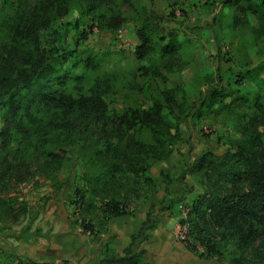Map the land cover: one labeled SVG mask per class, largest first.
Here are the masks:
<instances>
[{"label":"trees","instance_id":"obj_1","mask_svg":"<svg viewBox=\"0 0 264 264\" xmlns=\"http://www.w3.org/2000/svg\"><path fill=\"white\" fill-rule=\"evenodd\" d=\"M242 1L264 14V0ZM74 10L77 43L89 32L80 23L93 27L94 20L89 23L86 16L121 22L112 11L113 0H0V208L12 209L3 195L11 181L41 177L60 190L70 181L65 166L74 155L84 183L74 186L73 213L80 216L82 232L97 235L108 231L111 218L131 212L134 203L157 192L159 182L150 167L170 153L182 116L174 90L164 87L152 89L149 104L117 106L113 77L95 71L92 55L64 45L71 24L65 17ZM138 37L135 52L145 58L152 45L144 26ZM254 105L264 112L262 102ZM190 171L200 176L204 189L179 219L180 240L199 256L240 264L244 247L264 236L263 134L236 136L220 154L204 151ZM105 248L110 249L109 241ZM144 253L131 241L123 254L102 260L153 264Z\"/></svg>","mask_w":264,"mask_h":264},{"label":"rangeland","instance_id":"obj_2","mask_svg":"<svg viewBox=\"0 0 264 264\" xmlns=\"http://www.w3.org/2000/svg\"><path fill=\"white\" fill-rule=\"evenodd\" d=\"M113 2L112 11L119 13L120 24L86 16L89 23L94 20L93 27L89 30L86 21L80 23L79 27L89 32L77 43L73 23L78 13L74 10L65 17L71 24L64 45L77 46L84 56L92 55L95 71L113 77L117 92L112 99L117 106L134 101L149 104L148 95L155 87L174 90L177 113L182 116L181 131L168 156L150 167L159 189L134 203L131 212L115 221L114 234L120 233L122 239L127 236L120 242V246L126 245L118 248L110 235L81 230L80 216L73 213L71 199L74 186L84 183L83 167L74 155L65 166L70 181L60 190L55 189L54 181L41 177L11 181L3 195L12 209L1 212L0 208V264H35L34 258L46 262L52 259L57 264H110L103 257L123 254L131 241L134 248L145 247V258L154 256L165 264H230L189 249L177 233L182 228L178 222L204 189L200 176L190 171L194 160L207 150L224 152L236 136H264V120L260 117L264 112L259 113L254 105L255 101L262 102L264 111V14L251 11L242 0ZM140 26L147 30L152 45L145 58L135 52ZM147 212L149 220L138 234L137 215L146 216ZM157 225L161 228L152 246L153 227ZM106 234H111L109 229ZM60 236L65 239L61 243ZM46 244L54 248L58 245L62 254H45ZM240 264H264L262 234L253 245L244 247Z\"/></svg>","mask_w":264,"mask_h":264},{"label":"crops","instance_id":"obj_3","mask_svg":"<svg viewBox=\"0 0 264 264\" xmlns=\"http://www.w3.org/2000/svg\"><path fill=\"white\" fill-rule=\"evenodd\" d=\"M122 215H125V214H122ZM122 215H118V216H115V217L111 218L110 227H109V233H111V234H106L105 233V235H110V236H108V238H110L112 240L113 245L117 246L118 248L124 247L126 245V244H124L123 246H120L121 245L120 242H122L121 240H126V238H127V236H126L125 239H122V236H120V233L118 234V232H116V234H114V229H113L115 227L114 223H115V221H118V219ZM137 216H138L139 223H140V226H141L143 221L146 219V216L145 215L143 216L142 213H139ZM160 228H161L160 225H157V226L153 227V236H152L153 243L151 242L152 246L156 242V234L158 233V231H160ZM125 230H127L129 232L131 231V230H129V228H125ZM60 237H61V239H59V240H60V243H61V240H65V239H63V236H60ZM47 242H49V241H47ZM45 243H46V241H45ZM52 243H54V241ZM65 252H67V249H66V251L63 252V254ZM145 252H146V249H145ZM45 254L50 255L51 257H55V256H57L59 254L61 255L62 251H60V248H59L58 245L56 246V248H54L53 246H50L49 244H46ZM148 254H149V250H148ZM149 255H152V254H149ZM64 258H67V257H64ZM34 259L37 260V261L45 262L44 264H57L56 262L53 263V261H51L52 259H49L50 261H48V262H46L45 259H38V258H34ZM146 259L148 261H150L151 263L156 261L158 263L160 262L162 264H165V260L157 259V258L154 259V256H150V257L148 256ZM179 259H180V257H179ZM12 263L13 262H11L10 264H12ZM13 264H15V263H13ZM58 264H61V263H58ZM64 264H66V263H64ZM69 264H74V263L71 262ZM76 264H80V263H76Z\"/></svg>","mask_w":264,"mask_h":264},{"label":"built area","instance_id":"obj_4","mask_svg":"<svg viewBox=\"0 0 264 264\" xmlns=\"http://www.w3.org/2000/svg\"><path fill=\"white\" fill-rule=\"evenodd\" d=\"M182 227V226H181ZM183 229V227L179 230V232H177L181 237H183V231H181ZM184 230V229H183Z\"/></svg>","mask_w":264,"mask_h":264}]
</instances>
